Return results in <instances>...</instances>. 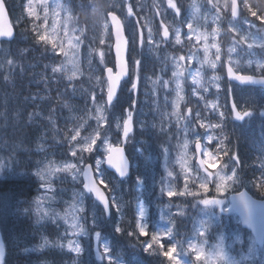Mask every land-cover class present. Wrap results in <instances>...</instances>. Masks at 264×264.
<instances>
[{"label":"trees","instance_id":"trees-1","mask_svg":"<svg viewBox=\"0 0 264 264\" xmlns=\"http://www.w3.org/2000/svg\"><path fill=\"white\" fill-rule=\"evenodd\" d=\"M114 1L74 0L76 7L73 12L78 14L80 20L83 16L84 22L87 25L86 36L95 46L98 45V40L101 36L99 22L106 20L108 9L115 8ZM7 2L12 17L17 22L18 31L16 39L0 44V61L8 65L7 62L12 59L18 64L17 71L19 73L16 74L17 76L24 75L26 78H32L34 76L42 78L41 76H43L44 78H42V82L38 86H34L28 92V96L33 98L36 103L27 104L25 108L16 113L17 116H14H16V122L20 120L23 123L29 120L34 121L44 128V135L39 141L41 145L39 150L37 149L38 145H35V143L26 144L30 139L24 138L21 141H17L18 150L15 148V155L11 159L5 157L7 146H11L10 141L7 137H0V146L2 147L0 149V163L7 166L5 173L0 174V206L2 205L7 216H16L21 220L20 225L17 224L13 230H10L5 220L0 217L1 242L4 247V264H84L83 260L90 258V255L88 253L87 255H83L82 258L80 257L81 255L77 257L76 254L67 248L66 242L68 239H71L67 226L60 222H40L37 215V200L55 201V204L59 207H61V201L67 205L72 204L73 196L70 192L66 191L72 186L70 185V180H68L71 174L58 173L53 177L50 176L52 185L50 184L51 190H48L49 187L47 185L42 187L43 182L36 176V172L42 168H46L48 162L61 164L74 160V158L68 155L70 144L75 143L70 142L68 139L73 134L71 129L79 127L83 121H86L88 114L94 110L90 101L91 94L84 88L86 74L84 73L82 77L76 78L71 82L68 81L65 75L55 73L53 76L51 74L52 63L57 62L59 57L62 58V54L59 56L55 55L52 51L51 44L44 45L36 42L35 31H39L41 34H43L42 31H45L41 20L37 19L36 16H28L26 14V6L23 0H7ZM106 2L111 3L106 4ZM240 2L242 6V17L240 21H235V23L241 25L243 28L247 26L246 23L248 22H250V26L256 24V26L264 28V23L259 19L260 16H264V0H240ZM249 9L255 11L257 15L252 16ZM89 15L90 17H88ZM222 25L224 28L221 30L223 36L220 42L225 47L224 45L227 42L233 39L238 40L241 31L238 29L233 32L226 24ZM263 52L264 50L258 51L260 54H263ZM139 56L141 57V65L143 68V72L141 73L143 80L141 82L142 87L139 89L136 97H139L138 108H141L149 98V94L143 93V89L149 90V86H151L149 78L158 72L156 66L159 63L160 54L156 55L144 50ZM21 57L29 58L34 63L31 68L39 67L41 72L40 70L31 71L28 67L24 70ZM130 57L134 69L132 51ZM108 63L113 64V58L109 52ZM96 70L101 72L98 67H96ZM220 70L223 71V65L220 67ZM9 74L6 68H0V77H2L0 79V86L3 87L6 81L4 79H8ZM16 75H13L14 78ZM101 75L103 76V72H101ZM227 87L228 85L225 83L224 88ZM134 96L135 93L130 92L129 87H123L118 102H115V107L110 110V122L115 117L116 122L122 123L117 110L120 108L124 109L132 104V98ZM221 97H224L222 98L224 99V111H226V114H229L230 104L226 98L227 93L225 92L224 95L221 94ZM97 100L102 103L99 95H97ZM198 110L202 112L201 117L205 123L208 121H219L216 120L219 117L207 108ZM154 113V109L152 108V111H147L144 115L140 116L142 122L136 123L135 131L126 143L129 149V155L133 160L132 177L122 182L114 174L105 170L106 176L108 177L107 180L110 182V186H113V191L109 195H115L117 200L122 204L126 202L123 216L124 222L134 223L139 214L137 210L138 200L139 202L143 200L148 201L149 214L147 219L150 225V231L155 230V224L162 209L166 210L169 208L167 205L168 198L165 197L162 200L159 191L161 187L160 181L167 173L164 171V167L160 168L151 164L150 152L152 148L148 147L147 140L143 138L146 134L149 136L150 129L147 127H149L150 122L153 120ZM225 121L223 134L231 141L230 144L225 141V144L227 147L232 148L236 144L235 141H237V146L242 154L243 164L241 167L244 169L242 174L243 178L245 181H251L246 186L233 185L232 187L235 189L247 187L253 193L261 196V192L264 191V187L261 186V182L264 181L263 172L258 170L259 168L253 167L250 162H244V157L246 160L253 161L256 159L253 156L257 153L255 151L257 149L256 144L252 142L250 150L245 151L246 148L243 149L244 145L242 142L246 140V134L239 137L237 135L235 136L232 122L229 119H225ZM30 125L35 124L30 122L22 124L26 130L27 126ZM91 127H95V121L93 119L87 121L85 128L81 131V135L84 136L90 132ZM112 128L108 131L110 140L113 143H120V139H123L122 129L118 132L115 124H113ZM172 132L173 129L171 128V137H173ZM50 143L51 146H49ZM35 156H38V160L36 161H34L36 158L33 160ZM22 157L26 158L25 161L20 160ZM169 166L173 173L171 187L178 191L182 190L184 176L180 174V170L178 172L175 170L171 162ZM192 174L194 172L188 175L189 184H191ZM137 176L144 179L145 182L142 186L136 184ZM253 184H256L257 187H253ZM155 194H158L156 198L154 197ZM171 199L173 204H175V201H179L183 205L188 203L192 204L191 201H194L192 197H173ZM84 208L85 212L81 215L88 218L85 224L89 227L90 232H93L91 222L92 212L96 211L97 215L101 217H103V213L101 212L100 206L89 197L85 198ZM225 217L227 216H221L218 223L220 226L219 229H225L228 234L241 232L251 243L253 242V238L248 231L244 230L239 224L231 222L228 217V220L224 222L223 219ZM163 219L165 224L170 225V217L167 214L163 216ZM113 222H121V217L113 215L110 220L102 219L100 227L95 228V231H101L102 235L108 239L113 246L114 253L119 254L123 264H150L151 262V264H165V258L163 256L149 255L143 250L142 241L148 239V237H141L137 240L135 237L116 234L113 231ZM178 224V220L175 218L174 231L177 230ZM186 224L193 226L190 219L186 220ZM44 238H47L49 243L41 248L40 246L43 244ZM60 245H64V247H60ZM91 264H101V261L93 259Z\"/></svg>","mask_w":264,"mask_h":264},{"label":"snow or ice","instance_id":"snow-or-ice-1","mask_svg":"<svg viewBox=\"0 0 264 264\" xmlns=\"http://www.w3.org/2000/svg\"><path fill=\"white\" fill-rule=\"evenodd\" d=\"M41 2L43 3V0H41ZM209 2L211 3V0H209ZM167 6L172 10L174 15L179 16L181 14V6H178L174 0H167ZM212 6L214 9H216L217 16H219V8L217 5L213 4ZM57 7L63 8L64 6L62 4H57ZM225 7H227V5H225ZM236 9V0H232L231 15H236ZM6 11L7 6L4 0H0V18L5 15ZM28 12L30 15L36 16V18L39 19L31 7H29ZM127 14L128 16L133 15L131 5H129L127 8ZM109 15L111 16L112 23L115 27V52L117 64L113 65L112 67L105 65L103 63L105 52L103 50L99 51L98 63L102 65L100 71L106 74V78L101 75H97L95 77L98 92L94 90L90 95V101L96 113L95 116L91 117L95 121V127H91V131L84 136L81 135V131L85 128L87 121H83L79 127L71 129L73 134L68 137V139L70 142L75 143L70 144L68 155L74 158L73 162L64 163L59 169H53L51 166H48L47 174L45 171L38 170L36 172V176L43 182L42 187H44L46 184L50 186L51 182L49 177L57 171L65 173L71 172L83 178V188L86 190L85 194L93 197L94 201L100 206L101 212L103 213V217H101L97 215L96 211H93L91 216L94 238L96 242V259L101 261V264H123L119 254L114 253L113 246L110 244L108 239L102 235L101 231H95V228L100 227L102 219L108 220L113 215L121 217V222H113L112 227L114 233L127 237H135L137 240H139L141 237H148V239L142 241L143 250L149 255L163 256L165 258V264H204V262L207 260L205 247L208 245V235L213 227V224L210 223V221L220 216L224 212L232 210L225 205L227 197L224 195V193L228 191L230 186H246L247 183H250L251 181H245L243 178L242 174L244 169L241 167V157L239 153L235 151L234 146L233 148H229L225 144V141H227L229 144L231 143V141L228 140V137L223 134L225 113L223 111H217L218 104L216 102H212L210 106L206 102V106H209L210 111L219 117V121L215 124L205 123L199 111L193 115L192 109L189 108L187 110V115L184 116V120L187 121V123H184L183 125V130L185 131L192 123H196L197 127L205 129L204 134L193 129V135L196 137L195 150L197 153H201L203 158L199 159L198 165L194 166V169H189L188 172L185 173L182 190L178 191L171 187V178L173 173L168 171V182L166 183V181L162 178L160 181L161 187L159 191L160 198L163 200V198L167 197V205L169 209L175 207L178 210L177 215L179 217H185L186 207L173 204L171 199L173 197H192L195 201L193 207H196L197 205H203L204 207L201 208L200 211L208 219L199 222L200 228L195 229V236H190L184 240H180L178 239V236L180 235L179 231H174L175 217L169 219V228L163 230L157 228L150 231V225L147 220V209L145 205L140 203L138 200V218L135 219L134 223H127L123 221L124 207L126 206V202L122 204L117 200L115 195L108 194L113 191V186H110V182L105 178V169L102 168V165L106 164L109 168L114 169L115 174H118V177L121 179L129 176L130 162L127 158L125 148L113 143L108 136V131L112 128L113 124H115V128L118 132L122 129L123 139H120V144H126L130 138V133H132L134 130L133 111L132 105L130 104L127 112L120 117L122 123L116 122L115 117H113L111 122L109 121L110 110L111 108L115 107V102H118L119 99L118 91L121 88V82L126 76H128L126 60L124 59V56L128 51V41L122 37L123 24L116 16L115 12L109 13ZM251 15L256 16L257 13L255 11H251ZM259 19L262 23H264V16H260ZM46 24L47 20L45 19V26ZM107 27L108 25L105 24V29H107ZM161 27L163 28L161 34V43H167L170 36L169 28L163 24H161ZM251 27H255V25H251ZM187 29L188 39H191V33L193 31V26L191 23H187ZM233 31H235V29H233ZM210 35L213 39H215L217 30L213 29ZM152 36L153 33L151 29H149L148 43L150 45H154ZM174 36L175 43L180 44V29L177 28L175 30ZM0 38H7L11 40L13 38L12 28H0ZM35 38L37 43H42L44 45L51 44L52 51L55 55L59 56L60 54H63L65 57V62L59 66L53 67L52 72L54 74L65 72L67 73L68 81H73L77 74L81 72L79 63L76 60L81 41L78 38H76L75 44L72 43L71 39L68 41V48L73 50L70 53L69 51L65 50L63 45L60 46V50L57 52V41L52 36H50L47 31H44L43 34H41L39 31H35ZM208 38V33H201L197 36L198 41H204V62L208 64V67L211 70L215 71L217 64L220 62L221 50L218 44L209 45L207 43ZM247 40L248 37L244 36L241 40L235 41L233 48L229 49V53L231 54L233 51H235L236 46H239L241 43H246ZM133 42H137L135 37L133 38ZM144 42L145 40L143 32H140L138 44L143 46ZM103 43L104 41L100 40V44ZM247 46L249 49H251L253 44H248ZM258 46L261 49H264V42L259 43ZM154 47L159 48L160 45L155 44ZM211 48H215L214 61L208 58ZM185 59L186 58L182 55L178 58V60L173 57V60L175 61V70L171 73V75L175 78V107L177 109V120H180V102L184 99L182 95L183 88L181 85V79L184 77L185 69L180 62L184 61ZM7 63L11 65L13 62L9 60ZM133 63L134 67L138 69L141 65V60L135 59ZM251 63V61H248L249 66H251ZM89 64H91V60H89ZM257 66L262 69V72L259 76L245 75L234 70L231 59L229 58L227 76L230 79L236 80L243 84L264 85V61L258 62ZM114 68H118L119 70L114 72ZM163 72L164 69L162 68L161 73ZM198 77H200L199 69L196 71V77H193V84L200 85V88L194 87L192 91L194 95H198L201 99H203L204 97L202 93L210 92L211 88L204 87L202 80ZM218 79L219 77L213 75L209 83L213 84ZM159 80L162 83L165 91H168L170 80L164 79L163 75H161ZM127 83L130 85L129 90L131 92H138V76H136L135 79L130 78ZM215 88L218 92V83H215ZM97 95H99L100 101H102V103L97 100ZM230 113L234 115V119L237 121H245L246 118L252 117L254 114L253 111L249 110L247 106L238 108L235 101H233L230 105ZM260 115L264 116V105L261 106ZM189 117H191L190 120ZM210 130L217 131L219 134L214 136L211 134ZM161 131L167 135V132L163 127H161ZM202 135L205 136L206 140L208 141V145L211 147L205 146L202 148L200 143V137ZM187 146V141H185L183 145L184 149H187ZM212 149H214V151ZM162 151L165 154L167 160L168 148H163ZM225 157H227V159H225ZM88 160L93 162L88 163ZM181 166L183 169V162H181ZM6 167L7 166L5 164L0 163V174L5 171ZM217 168L219 171H210V169ZM193 172L194 174L191 175V184H189L188 175ZM262 175H264V173H262ZM73 178H75V175ZM144 182V179H142L140 176H137L136 184L138 186H142ZM261 186L264 187V181L261 182ZM253 187H257V185L253 184ZM48 190H51L50 187ZM261 194L264 195V191H262ZM240 197L241 204L246 215L245 222L249 224V226L255 227L252 211V205L254 204V201L246 199L245 193H240ZM235 199L236 198L233 197L234 207L236 206ZM36 203L37 211H40L41 201L37 200ZM215 206H219V213L214 210H210L214 209ZM70 207L72 208V212L70 214L65 213L63 217H60L59 214L53 213V216L55 218L63 219L68 225V228L72 230L71 235L76 237V239H69L67 242V248L71 252L76 253L77 257H79L85 251L79 242V237H89L93 235V232H90L88 228L85 227V223L87 222L88 218L81 215L85 212V208L83 206V195H80V199L73 203ZM25 211L27 210L25 209ZM47 215L48 214L46 212H41V218H44ZM218 239L219 242L214 245L215 251L212 253L216 264H219V262H223V264H239V262L230 259L228 254L225 252L223 247V235H220ZM48 243L49 241L47 238H44L43 244L40 247L43 248L44 246L48 245ZM60 247H64V245H60ZM193 256L194 260L191 259ZM0 264H4V247L2 242H0Z\"/></svg>","mask_w":264,"mask_h":264},{"label":"rangeland","instance_id":"rangeland-1","mask_svg":"<svg viewBox=\"0 0 264 264\" xmlns=\"http://www.w3.org/2000/svg\"><path fill=\"white\" fill-rule=\"evenodd\" d=\"M116 1H118V3H119L118 5L120 7H116L115 9L117 11H119L126 18V22L128 21V23H129L128 28H130V30H131L132 39L134 37L137 38L138 37V27H136V25H135L136 22L134 23V21H132L130 18L131 16H128V14H127V8L129 6V4H127L124 0H116ZM135 1L136 0H133V3L130 4L132 7V11L134 8ZM57 4H62V0H43V3L41 2V0H30V6L29 7H31V9L35 13L41 11V13L44 15L45 19L47 20V22L50 25L49 29H48V34L50 36H52L54 39H56L59 47L61 45H63L65 50H67L71 53L73 50L68 48V41L71 39L73 44H75L76 38H78L81 41L80 48L78 51V55L76 56V60L79 63L81 72L78 73L77 76L73 79V80H75L76 78L82 77L84 75V68H85V65L88 63V59L91 56V54H93L94 52H97V55L99 56V51H101V49L105 46V41H106L105 40L106 39L105 24L101 21L99 22V29L101 31V36L99 37L98 45L95 46L88 40L84 26L78 22L77 13L73 12L70 9V7L66 8L65 10L63 8H58ZM187 4H188V7L190 8V14L192 15L191 21L189 22L193 26V31L191 33V36L194 35L195 38H197V36L200 35L201 33H208L209 38H208L207 43L209 45H212V44H218L219 45L220 50H221L220 58H222L223 55L225 56V59L227 61H229V58H230L233 65L236 68H238L239 70H240L239 64H241L244 67H249L252 71L262 70L261 68H259L257 66V64H258V62L264 61V56L260 55L257 52L256 47H258L259 43L264 42V30L261 32H253L249 29V32H244V33L242 32V34H241L242 37L247 36L248 40L246 43H241L239 46H236L235 51H233L231 54L229 53V49L233 48L235 41L232 40L233 41L232 43L231 42L226 43L225 48H224L225 50H223L225 53L221 49L222 46L220 45L219 41L217 40V37L221 36L220 31L222 30V26L219 27L220 21L226 20L225 22H227L233 29L236 28V26L232 23L231 17H230V19H228V12L230 11V0H211V3L209 2V0H206V5H205L204 10H202V7H201V6H203L201 0H189ZM213 4H216L217 7L219 8V16H217V11H216V9L213 8V6H212ZM122 5H123V7H122ZM225 5H227V7H225ZM227 10H228V12H227ZM205 11H207V12H205ZM203 13H204V15H203ZM224 16H226V17H224ZM88 17H90V15ZM205 17H208L209 21H207L206 19L204 20L203 18H205ZM198 20H199V22L196 23V21H198ZM204 23H205V26H208L209 28L211 27L212 30L204 31L202 29V28H205L203 26ZM150 24H151V19L147 18L145 20V23L143 24V26H145L147 28V32L149 31V29H151L153 31L152 25H150ZM212 24H214V25L212 26ZM213 29L217 30V35H216L215 39H213L212 36L210 35L212 33ZM162 31H163V29L160 30L161 34H162ZM169 32H170L169 39L172 37L175 38L174 34H172L170 29H169ZM180 33H181V39H182V34H183L182 29L180 30ZM187 35H188V30H187ZM242 37L239 40H241ZM100 40H103L104 43L100 44ZM200 42H201V45H200V47L198 46V48L203 52V57H199V67H201V68H194V69L191 68L192 66L190 64L194 61L193 53L188 54L185 57L186 59L184 61L180 62L181 64L183 63L182 66H183V68H185V71L186 70L188 71V76L190 78V81L192 80L193 77H196L197 69L200 70V76H201V73L204 70V68L208 67V64L206 62H204V56H205V54H204V41L200 40ZM248 44H253V47L251 49H249L247 46ZM176 55H177V53L171 52V51L167 53L168 59L173 58ZM208 58L210 60H213V61L215 60V48L210 49V52L208 54ZM135 59H138V58H135ZM248 61L252 62L251 66H249ZM63 62H65V57L63 59ZM184 62H185V64H184ZM174 64H175V61H174ZM4 66H5V64L3 62H1L0 68L1 67L4 68ZM217 66H218V64H217ZM163 69H164L165 75L164 74H161V75H163L164 79L170 80L169 89H168V91H165V89L162 86V83L160 82V80L158 78L156 81V86L154 87V91L152 92L153 95H155L158 99L156 102H154L152 104V106L154 104H159V103L165 104L167 107L171 108V113L169 114L167 112L169 119H171V124L174 122H178V123H180V121L183 122V115L186 113L187 110H186V107L183 108V103H184V99H183L180 102V108H179L180 120H177V109L175 107V103H176L175 78L172 77V75H171V73L175 70V68L173 66V69L172 70L170 69V72H169L168 67L166 68V65H164ZM216 70H217V68L215 69V71ZM215 71L211 70V78L213 75L219 77V79L215 83H218L220 86L221 85V77ZM62 73H63V75H65L67 77V73H65V72H62ZM136 75H138V74L134 73V76L132 77V79H135ZM198 78L200 79V77H198ZM0 79H2V77H0ZM210 79H209V81H210ZM4 80L7 81L8 79L5 78ZM6 81H5V83H6ZM215 83H213L211 85H213L215 87ZM4 84H3V87L0 86V88H6V87H4ZM181 85L183 88V80L182 79H181ZM211 85H203V86L204 87H210ZM158 86L163 88L162 92L158 93V91H157ZM141 87L142 86H141L140 78H139V89H141ZM84 88L90 94L94 90L98 92L97 82H96L94 76L88 77L87 74L85 75ZM151 91L152 90L143 89V93H146V94H151ZM10 94H12V93H10ZM167 95H170V100H171L172 106L169 105L165 100V97ZM135 96H134V98H132L133 102L131 104L133 116H135L134 122L135 121H137V122L141 121L142 122V118L140 116L144 115V113L149 111L150 105L145 102L144 103L145 111H143V112L139 111V108H138L139 97H135ZM203 97H204V99H206L205 94L203 95ZM241 97H243V99L245 100L246 94H241ZM263 97H264V94H263ZM129 106L125 107L124 109L120 108L117 110V113L119 114L120 117L127 112V110L129 109ZM95 115H96L95 111L94 110L91 111L88 114L86 121L92 120L91 117H93ZM17 122L21 126H22V124H26L27 122H30V123H33L36 125V126L35 125L27 126V130L25 129V132H27L25 135V138L30 139V141L26 144L35 143V145L36 144L38 145L37 149L39 150V147L41 146L39 141L42 139V137L44 135V128L39 126L37 123H35L34 121H31V120L24 122V123L21 120L17 121ZM171 128L173 129V132H175V133L180 132V127L177 124H172ZM187 130H189V128ZM189 140H190V138H184L183 137L182 139H180V141L178 143L174 141L173 142L174 150H170L169 151L170 153L168 152V154H167V156L169 155L170 157L174 156L173 161H175L177 163L178 167L180 168V174L182 176H185V173H187L189 169H194V166H196V165H193V161L195 159V154L190 151L191 148H190L189 143H188ZM200 140H202V138ZM185 141H187V144H188L187 149H184V147H183ZM190 143H192V142H190ZM193 144H194V142H193ZM10 145L11 146H7V151L5 153V157H7L9 159H11L15 155V148L18 146L17 144H13L12 142H10ZM49 146H51V143ZM159 147H160V149L165 148L164 146H159ZM0 149H2L1 146H0ZM52 152H53V150H52ZM25 159H26L25 157H22L20 160L25 161ZM157 159H158V157H156V160ZM33 160L34 161L38 160V156L33 157ZM247 161L250 162L252 166H255V167L262 166V168L264 169V162L261 160H260V162L256 159L253 161L252 160H246V158L244 157V162H247ZM71 162H73V160L68 162V163H71ZM181 162H183V169L181 166ZM29 163H30V161H29ZM63 164L64 163L57 164V163L48 162L46 164V168H42L41 170L45 171V173L47 174V167L48 166H51L53 169H59ZM160 165L162 166L161 162H160ZM3 173H5V171ZM58 173H65V172H59V171L54 172L51 177L55 176V174H58ZM67 173H70L72 175V177H74V175H75V179L80 178L79 175H76L74 173H71V172H67ZM50 179L51 178L49 177V180ZM167 182H168V180L166 181V183ZM50 186L47 185V187H50ZM155 198H156V196H155ZM61 202L65 203L63 201H61ZM225 205H226V207L229 208V202L227 199L225 201ZM203 207L204 206H202V205H197V207H196V210H199V212H200V218L198 217L199 228H200L199 222L202 220L208 219L200 211V209ZM162 210H165V209H162ZM210 210H214L217 213H219V206H215L214 209H210ZM41 212H46L48 215L44 218H41ZM71 212H72L71 207L70 208L59 207L55 204V202H53L51 200H49V201L47 200L45 204L40 205V211H37V215L40 219V222L59 221L62 224H64L65 226H67V228H68V225L65 223V221L63 219H60V218H55L53 216V213L59 214L60 217H63L65 215V213L70 214ZM226 212H228V211H226ZM232 217H233V219L235 218L234 216H232ZM236 221H238V220H236ZM210 223H212V222L210 221ZM68 229L71 233L72 230L70 228H68ZM237 233H241V232H237ZM219 236L220 235H218V232L216 230L215 231V237H216L215 243H210L209 239H208V245L205 247L207 260L204 262V264H216L215 259L212 256V253L215 251L214 245H216L219 242V239H218ZM187 237H190V236H186L185 239ZM73 238H76V237H73ZM85 238L88 239L89 237H85ZM239 238H240L239 235L235 236L234 241L239 240ZM0 242H1V238H0ZM89 245L93 249V252L96 255V242H95V240L93 241V243H89ZM101 247H102V245H101ZM223 247H224L225 252L228 254L230 259L239 262L238 260L234 259L235 257L233 256V253H232L231 243H229L227 241L226 237H224V239H223ZM252 248L253 247L251 245V249ZM246 252H249L250 254L248 253V255H244L243 259L248 261V260L253 258L252 254H251L252 251L250 249H248ZM259 256H260V253H259ZM193 258H194V256H193ZM260 259H261V256H260L259 260ZM87 264H89V263H87ZM219 264H223V262H219Z\"/></svg>","mask_w":264,"mask_h":264},{"label":"bare ground","instance_id":"bare-ground-1","mask_svg":"<svg viewBox=\"0 0 264 264\" xmlns=\"http://www.w3.org/2000/svg\"><path fill=\"white\" fill-rule=\"evenodd\" d=\"M21 62L31 71L40 70L41 72L39 67L31 68L34 63L29 58L21 57ZM20 76L16 75L12 83H5L4 87L6 88H1L0 91V137H7L13 144H17V141L23 140L26 135L25 128L21 125L19 126L16 122V113L27 106L29 101L26 95L34 86H38L43 78V76H41L42 78L35 76L26 78L24 75ZM251 143L252 142L248 140L243 141V149L246 148L245 151L250 150ZM255 151H257V153L253 156L256 159H260L263 154V149L257 148ZM0 217L5 220L10 230H13L17 224L20 225L21 220L16 216H7L2 205L0 206Z\"/></svg>","mask_w":264,"mask_h":264},{"label":"water","instance_id":"water-1","mask_svg":"<svg viewBox=\"0 0 264 264\" xmlns=\"http://www.w3.org/2000/svg\"><path fill=\"white\" fill-rule=\"evenodd\" d=\"M130 1V0H128ZM236 5H237V9H236V15L235 17L238 18L240 16V4H239V0H236ZM112 13V12H110ZM116 16L120 19V21L122 22L121 18L116 14ZM109 18H110V21H111V24H112V28H113V34H114V37H115V44H116V35H115V27L112 23V20H111V16L109 15ZM123 24V22H122ZM8 27H11L12 30H13V38L15 36V28L13 27L12 23H11V19L9 17V14H8V10L6 11L5 15L0 18V28H8ZM122 37L124 39H126L128 41V38L126 36V32H125V27L123 25V32H122ZM12 38V39H13ZM0 39H3V38H0ZM4 39H7V38H4ZM123 46V45H122ZM128 49H129V43H128ZM114 49H115V46H114ZM116 54V52H115ZM127 56H128V51L126 53V55L124 56V59L126 60V65H127V71H128V75H129V65H128V60H127ZM117 59V58H116ZM228 66V64H227ZM227 66H226V72H227ZM119 69L117 68V71ZM115 72V71H114ZM245 75H249V74H245ZM128 76H126L125 78H127ZM228 77V76H227ZM124 78V79H125ZM229 80L231 81H234V82H237L239 85H254V86H263L264 85H260V84H243V83H240L236 80H232L228 77ZM119 92V91H118ZM123 147V146H121ZM126 152V150H125ZM127 155V154H126ZM128 158V156H127ZM201 158V153H198V162H199V159ZM129 160V158H128ZM130 162V160H129ZM106 167L110 170H113L115 172L114 169L112 168H109L107 165ZM95 175V174H94ZM118 176V174H117ZM124 179V178H123ZM240 193H245V198L246 199H249L250 201H254V204L252 205V211H253V222L255 224V227H251L249 226V224H247L245 222V219H246V215H245V211L243 209V206L241 204V197H240ZM233 197H235V207L233 206ZM231 201H232V206H231V209L232 210H236V212L238 214H240L241 218H242V221H243V225L251 230H253V232L255 233L256 235V238H257V241L260 243V244H263V240H264V200H259V199H254L246 190H243L241 192H238V193H234L231 195Z\"/></svg>","mask_w":264,"mask_h":264}]
</instances>
